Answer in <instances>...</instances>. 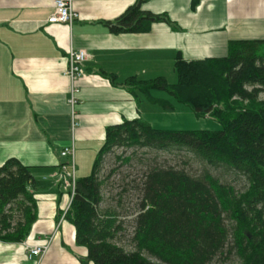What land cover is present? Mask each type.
I'll list each match as a JSON object with an SVG mask.
<instances>
[{
  "label": "trees",
  "instance_id": "obj_1",
  "mask_svg": "<svg viewBox=\"0 0 264 264\" xmlns=\"http://www.w3.org/2000/svg\"><path fill=\"white\" fill-rule=\"evenodd\" d=\"M144 3L138 0L106 22L111 33H147L158 23L180 30L167 14L143 11ZM174 67L175 85L164 78H130L126 86L138 103L137 93L150 98L152 90L164 91L197 117L217 121L221 130H163L142 118L106 128L92 172L75 179L64 216L75 228L76 244L87 250L82 264H213L232 253L238 264H264V41H231L224 58L179 56ZM160 101L166 112L173 111ZM116 149L184 152L204 166L203 173L193 175L155 159L140 184L122 186L117 205L129 190L139 197L131 251L117 243L126 231L117 207H102L104 189L119 169L106 177L102 173ZM118 160L130 164L133 158ZM230 174L244 179L245 187L237 190L224 181ZM34 187L31 168L19 160L0 167V241L23 243L30 236L38 218Z\"/></svg>",
  "mask_w": 264,
  "mask_h": 264
},
{
  "label": "crops",
  "instance_id": "obj_2",
  "mask_svg": "<svg viewBox=\"0 0 264 264\" xmlns=\"http://www.w3.org/2000/svg\"><path fill=\"white\" fill-rule=\"evenodd\" d=\"M137 1L72 0L78 17L69 27L48 23L55 0H0V167L17 159L31 168L38 216L23 243L0 241V264H82L87 250L64 218L73 188L62 152L74 146L84 176L106 128L143 119L145 99L131 94L130 78H168L179 56L224 58L231 41H264V0H145L143 11L167 14L180 30L158 23L147 33H111L106 22ZM71 50L87 54L77 80L67 73ZM45 244L43 257L28 258V248Z\"/></svg>",
  "mask_w": 264,
  "mask_h": 264
},
{
  "label": "rangeland",
  "instance_id": "obj_3",
  "mask_svg": "<svg viewBox=\"0 0 264 264\" xmlns=\"http://www.w3.org/2000/svg\"><path fill=\"white\" fill-rule=\"evenodd\" d=\"M166 79L167 83L170 85H175L178 83V79L176 74L173 72ZM150 98H146L144 95L142 97V102L147 104V106L142 103V117L146 121H148L151 125L160 129H168L173 131H219L221 130V125L210 118H202L197 117L192 109L186 107L183 104L178 103L172 96L168 93L160 90H152ZM155 95V96H154ZM150 99H155L158 102L154 104L150 101ZM161 100V101H160ZM151 103H150V102ZM160 102L164 104L170 105L173 108V111L166 112L164 107ZM153 104V105H151ZM149 106L151 108H149ZM135 152V153H134ZM95 154L93 160L89 161L88 170L84 176H81L80 172H76V168L74 165L72 169V175L74 179L81 177H87L91 174L94 161L97 157ZM126 158L132 157L133 160L130 164H124L118 158ZM157 160L158 164L163 165L166 163L167 165L176 166L179 168H184L188 172L193 175L201 174L204 171V166L193 157L187 155L186 153H160V152H151L148 153L144 150H124V149H116L114 152L109 155L106 159L103 176H108L111 170L117 168L119 169L117 173L113 174L110 177L108 186L104 189L105 194V203L102 207H117L118 212L121 217V221L124 223V228L126 231L124 234H120L118 237L119 246L124 247L127 251L133 250V245L131 243L132 235H133V221L135 216L138 213V192L135 190H129V193L124 196L122 199L120 206L117 205V199L119 200V194L122 192L123 185L129 184L137 186L141 182V178L143 172L149 166L148 164L152 163L151 161ZM148 165V166H147ZM224 181L230 183L237 190L243 189L245 187V180L242 178L235 177L233 175L224 176ZM152 261H154L151 258ZM239 260L232 253L227 260H215L213 264H238Z\"/></svg>",
  "mask_w": 264,
  "mask_h": 264
},
{
  "label": "built area",
  "instance_id": "obj_4",
  "mask_svg": "<svg viewBox=\"0 0 264 264\" xmlns=\"http://www.w3.org/2000/svg\"><path fill=\"white\" fill-rule=\"evenodd\" d=\"M78 17V15L73 11L72 8V0H55L54 2V14L48 19L49 24H63L68 25L69 27L72 26L74 20ZM69 67H68V75L73 79L77 80L78 78L82 77V66L87 60V54L85 51H74L71 50L69 52ZM79 94L78 89H72L71 92V99L70 104L72 108L75 107L77 104V95ZM74 115V111H73ZM63 157H69L70 159V167L74 169V146L66 148L62 152ZM72 178V188L73 193L71 197V201L74 196V186H75V179L71 174ZM50 244L45 245H38L32 248H28V258L31 260L35 257H43L49 250Z\"/></svg>",
  "mask_w": 264,
  "mask_h": 264
}]
</instances>
